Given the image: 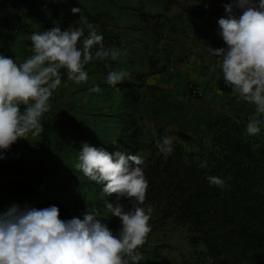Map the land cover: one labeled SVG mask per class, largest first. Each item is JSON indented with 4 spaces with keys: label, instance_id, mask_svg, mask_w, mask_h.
Wrapping results in <instances>:
<instances>
[{
    "label": "clouds",
    "instance_id": "1",
    "mask_svg": "<svg viewBox=\"0 0 264 264\" xmlns=\"http://www.w3.org/2000/svg\"><path fill=\"white\" fill-rule=\"evenodd\" d=\"M106 1L121 11L119 25L93 0H0V196L2 188H25L17 203H0V264H148L155 247L160 264H213L215 257L200 255L210 242L200 230L210 233L212 225L222 224L229 195L236 216L260 209L246 202L253 185H264V176L251 175L264 172V165H242L250 170L240 174L237 191L207 176L219 187L217 195L203 191L211 214L196 205L188 221L167 218L153 225L156 217L145 199L166 183L148 177L150 167L158 169L154 155L171 154L173 141L187 147L195 139L188 128L175 132L158 119L151 105L165 101L160 111L183 113L177 128L185 116L183 101L191 111L207 109L196 114L198 122L208 118V110L210 117L237 118L243 105H253L255 112L241 121L244 130L232 131L233 137L240 144L247 138L264 144V0H227L218 6L225 17L199 29L190 28V8L177 0L155 7L163 25L150 21L155 14L148 16V0H119L121 6ZM127 27L133 29L121 35L120 44L104 47L102 33L114 36ZM142 35L148 38L145 49ZM193 52L200 61L219 58V102L205 101L191 81L186 91H177ZM143 92L152 96L142 101ZM147 103L148 117L138 113ZM158 127L164 137L157 144ZM126 139L140 152L123 153ZM149 149L150 158L143 155ZM8 190L6 196L13 191ZM181 208L188 212L182 203ZM260 229L251 238L264 239V222Z\"/></svg>",
    "mask_w": 264,
    "mask_h": 264
},
{
    "label": "trees",
    "instance_id": "2",
    "mask_svg": "<svg viewBox=\"0 0 264 264\" xmlns=\"http://www.w3.org/2000/svg\"><path fill=\"white\" fill-rule=\"evenodd\" d=\"M132 29L133 27L123 28L114 36H109L113 34L111 31L102 33L104 47L108 48L113 44H120L121 35L123 33L129 35L128 32ZM151 94V92L141 93L140 100H147L152 96ZM241 110L244 114L242 113V116H237V118H231L225 114H219L216 118L214 116L210 117L212 110H208V118L201 117L199 122L200 115L197 119L195 116L194 121L187 114L183 117L184 119L178 127L179 133L188 128L193 133L195 141L192 140L187 147L173 141L171 154L154 155L156 160L154 165H157L156 168H158L156 173L153 169L154 166L150 167L152 169L151 173L148 172V177L159 176L161 180L166 182L163 185L160 184L157 190L153 188L154 191L145 199V205L151 204L152 214L156 217L155 220H152L153 225L157 224L160 219L165 220L167 218H173V223L174 218L188 221L191 215L194 214L193 207L196 205L206 207V211L211 214V204H208V199L204 196L203 191L206 193L212 191L217 195L219 194V187L210 185L206 179L207 176H217L224 180V187L237 191L240 187L241 173H248L250 166L264 165V144L262 142L259 144L257 139L247 138V141L240 144L233 137L232 131L240 132L244 130L245 124L241 121H245L249 114L252 115L255 112V107L250 104L243 105ZM73 128L75 126L70 125V129ZM162 130L163 128H156L157 144L162 142L164 137ZM136 132L137 128L134 129V133ZM207 139L209 140L208 147L204 142ZM119 141L122 140L119 139ZM123 144L126 145L123 153L135 155V151L140 152V147L134 146L132 148L133 145L129 143L128 139ZM152 152V149H149L143 155L150 158ZM185 157H187V162H185ZM159 160L160 163L165 164H160ZM201 163H206L207 166L202 168L200 167ZM246 164L250 166L244 171L242 165ZM251 175L256 180H260L264 176V172H252ZM258 188H264V185H256L255 187L253 185L251 190L248 188L250 195L246 207L260 209L258 211L247 210L248 212H244L241 216H236V212L229 209L234 207L232 195L226 197L228 206H225L226 208L223 210L222 224L212 225L210 233L205 228L200 230V234L210 240L204 252L200 254L201 256L215 257L216 261L213 264H264V239L251 238L252 235L261 232V223L264 222V193L255 190ZM8 189H13V191L9 196H6L9 193ZM24 192L25 188H22L20 193L18 188H2L1 206L5 207L11 202L17 203L21 197L20 195ZM181 203L188 210L187 213H182ZM252 219L257 221L254 224L257 225H253L254 227L251 229L247 225ZM155 250V253L148 254V264H152L153 261H155L154 264H160L157 261V247H155Z\"/></svg>",
    "mask_w": 264,
    "mask_h": 264
},
{
    "label": "rangeland",
    "instance_id": "3",
    "mask_svg": "<svg viewBox=\"0 0 264 264\" xmlns=\"http://www.w3.org/2000/svg\"><path fill=\"white\" fill-rule=\"evenodd\" d=\"M179 3L183 2L186 3L187 7L190 8L189 11L187 12L188 17L190 19V28H195V29H199L200 27H203L204 25L210 26L211 24L213 25L216 21H218L220 18L225 17V15H220V9L218 8L219 5H221V3H226L227 0H218L217 3L214 2V0H208L210 1L209 3H206L205 0H177ZM100 2H103V0H93V5L97 6L98 8L102 9V8H106L107 12L111 18V22L115 25H119L120 23L123 22V15L121 13V11L118 9V7H110L108 5V1L103 2L101 6ZM118 6H121V1H116ZM148 3H150L149 5L151 6L150 10L148 11V16H153L155 14V16L153 18H151L153 21V23H159L161 25L164 24L165 17L163 16L162 13H156L153 12L155 11V7H165L166 4L161 1V0H148ZM147 4V3H145ZM146 6V5H144ZM148 6V4H147ZM146 6V7H147ZM165 16H167L166 14H164ZM220 15V16H219ZM175 20H173L170 23H173ZM171 31V30H169ZM215 34H218L217 31H214ZM203 37L205 38L206 41H208L209 36L208 33H203L202 34ZM147 37H145L144 35L141 36L140 41H141V48L145 49L147 46ZM151 48H156L157 44L152 42L150 44ZM219 45L214 46V49H218ZM205 54H207V52H205ZM199 54L196 52H193V55H191L190 59L193 60V62L190 64L189 61H186V69H185V80H184V85H181L178 87L177 91H186L187 90V81H191L193 84L198 86V90L201 92V94H203L204 96V100L205 101H210V102H219L220 97L222 96L223 91H222V87H223V74L220 76L221 73L218 74H214V69H221L220 64H219V58L210 55V57L205 60V61H200L198 59ZM161 60H164V53L162 54V56H160ZM196 61L199 62V65L196 63L195 65L193 63H195ZM156 78V77H155ZM170 81V79L167 77H163L160 76V82L164 83V84H168ZM235 93L233 91L226 93L227 97H231L233 96ZM223 99V97L221 98V100ZM168 101V100H167ZM165 102V101H163ZM162 102V104H163ZM162 104L157 102V103H153L151 105L152 107V112H156V116L158 119L164 121L165 124H167L169 127L174 128V131L177 132L178 128H177V124L179 119L181 118L182 114L180 111H174L171 110L170 113H168V111H160V108L162 107ZM183 105H185L184 108V114L190 118V119H194L196 114L200 115L201 111H206V108H200L198 111H192L189 108V103L187 101H183L182 102ZM141 111H139V114H147L148 117V103L147 104H143L140 106ZM185 130V129H184ZM190 131V129H189ZM196 147V145H194ZM208 147V145H207ZM206 147V148H207ZM89 195H91V192L89 190H85ZM84 191V192H85ZM90 198H97V197H91Z\"/></svg>",
    "mask_w": 264,
    "mask_h": 264
},
{
    "label": "crops",
    "instance_id": "4",
    "mask_svg": "<svg viewBox=\"0 0 264 264\" xmlns=\"http://www.w3.org/2000/svg\"><path fill=\"white\" fill-rule=\"evenodd\" d=\"M208 30V29H207ZM204 33H207L206 31H204ZM210 37L211 38H214V40H215V38H216V35H215V33L213 34V33H211V35H210ZM193 38H194V40H196V37L195 36H193ZM194 64V63H193ZM198 64V63H197ZM195 65V64H194ZM199 65V64H198ZM176 71H177V69H175ZM216 73H218V69H216ZM181 74H182V80L186 77V75H185V70L183 71V72H181ZM169 87H171V86H169ZM174 88V87H173ZM181 92V91H180ZM3 154V153H2ZM4 156V155H3ZM4 158H6V157H4ZM3 161H0V164L2 163Z\"/></svg>",
    "mask_w": 264,
    "mask_h": 264
}]
</instances>
